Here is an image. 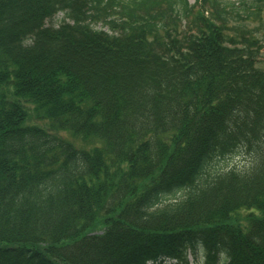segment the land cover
I'll list each match as a JSON object with an SVG mask.
<instances>
[{
    "label": "trees",
    "instance_id": "obj_1",
    "mask_svg": "<svg viewBox=\"0 0 264 264\" xmlns=\"http://www.w3.org/2000/svg\"><path fill=\"white\" fill-rule=\"evenodd\" d=\"M263 50L264 0H0V264H264Z\"/></svg>",
    "mask_w": 264,
    "mask_h": 264
},
{
    "label": "rangeland",
    "instance_id": "obj_2",
    "mask_svg": "<svg viewBox=\"0 0 264 264\" xmlns=\"http://www.w3.org/2000/svg\"><path fill=\"white\" fill-rule=\"evenodd\" d=\"M189 1V3L191 4V5H194L195 4V2H196V0H188ZM232 2H235V0H231ZM62 18V16L61 15H59L58 16V20H60ZM250 27H252V29L255 27V28H257L258 27V25L256 24V23H254V22H252L251 24H250ZM262 58L263 59H261L260 61H261V63H260V66H262V67H264V50H263V52H262ZM235 162H237V164L241 167V166H243V164H244V160H242V159H240V158H237V159H235L234 160ZM234 161H231L230 162V164H232ZM234 162V163H235ZM224 167H226V166H224ZM170 264H177V263H170ZM188 264H206V257H204V255L202 254V253H199L198 255H196V258L194 257V254H190V253H188Z\"/></svg>",
    "mask_w": 264,
    "mask_h": 264
}]
</instances>
